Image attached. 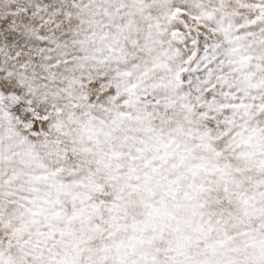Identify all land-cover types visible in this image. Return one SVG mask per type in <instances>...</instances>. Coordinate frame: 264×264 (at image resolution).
I'll return each mask as SVG.
<instances>
[{"label":"rangeland","instance_id":"374dc122","mask_svg":"<svg viewBox=\"0 0 264 264\" xmlns=\"http://www.w3.org/2000/svg\"><path fill=\"white\" fill-rule=\"evenodd\" d=\"M44 1L33 0V9L25 0H0V264H264V0H113L103 20L114 28L112 41L89 66L83 62L87 69L68 71L52 63L55 49L39 33L53 25L50 12L36 16ZM69 1H50L49 9L57 2L71 12ZM103 1L83 0L80 11L95 6L99 15ZM16 11L39 20L24 29L33 34L27 42L10 40L12 26L21 25ZM148 24L151 37L127 36ZM137 58H147L138 73L111 76L110 63L136 67ZM9 66L17 76L7 84ZM60 72L73 76L61 80V99L51 98L57 104L23 92V74L50 82ZM94 119L97 135L82 130Z\"/></svg>","mask_w":264,"mask_h":264},{"label":"bare ground","instance_id":"6f19581e","mask_svg":"<svg viewBox=\"0 0 264 264\" xmlns=\"http://www.w3.org/2000/svg\"><path fill=\"white\" fill-rule=\"evenodd\" d=\"M19 1V0H18ZM44 1V0H43ZM47 2H45L44 1V6L43 7H41V8H39L40 9V13L38 12L37 14H36V16L38 17L39 15H43L44 13H49L50 12V15H52L53 16V18H52V20L50 21V22H52L53 23V25H52V29H51V31L49 30V29H46L47 28V26H44L42 29H41V31L39 32V33H42L43 34V38L44 39H46L45 40V43L46 44H48L52 49H55V60L54 61H52V63H54V64H56V65H58V70L59 71H68V68L67 67H70L69 69H75V67L76 66H78V65H81L82 64V68H84L83 66H84V64L85 63H87V66H89L88 64V60H90L92 57H93V59H95V56H98V55H101L102 53L101 52H103V51H99V50H102V48H104L103 46H102V44L104 43V42H109L110 40H111V38H112V36L110 35V33H113L114 34V28H112V26L111 27H105V24H104V19H106V14L108 15V11H110V10H112V8H115L116 7V3H114V1L113 0H104L102 3H100L101 2V0H100V4H101V6L103 7V8H101V10H99V15H96L94 12H93V8H95V6L94 7H92V6H90L89 8H91L92 7V10H89V9H87L85 12H82V11H80L81 10V8L80 7H82V6H80L79 4H80V2H82L81 0L80 1H78V0H70V1H73V3H72V5H71V12H69L68 10H66V13L65 12H63V11H61V8L59 7V4H57V2H55L56 4H55V8H54V10H52L51 11V9H49V4H50V1H53V0H46ZM70 1L68 2V4H69V7H70ZM91 1V0H90ZM96 1V0H95ZM127 1V0H126ZM126 1H124V2H126ZM134 1V0H133ZM176 1H178V0H176ZM180 1V0H179ZM184 1H186V2H188L187 0H184ZM195 1H197V0H195ZM203 1V0H202ZM222 1V0H221ZM97 2H98V0H97ZM118 2H119V0H118ZM170 2V1H169ZM168 2V3H169ZM171 2H173L172 0H171ZM175 2V1H174ZM185 2V3H186ZM190 2H191V0H190ZM223 2V1H222ZM77 3V4H76ZM92 3H93V0H92ZM121 3V2H120ZM119 3V4H120ZM164 3V2H163ZM167 3V2H166ZM193 3L195 4V2H194V0H193ZM198 3V2H197ZM200 3H201V1H200ZM200 3H199V5H200ZM207 3V2H206ZM22 4V3H21ZM23 4H24V2H23ZM33 4V0H25V6L26 7H29V8H33V9H35V7H34V4H35V2H34V4ZM82 4V3H81ZM93 4H95V3H93ZM119 4H118V6H119ZM155 4V3H154ZM170 4V3H169ZM190 4V3H189ZM51 5V4H50ZM84 5V4H83ZM121 5V4H120ZM124 5V4H123ZM156 5V4H155ZM126 6H127V4H126ZM167 7H168V4L166 5ZM188 6V5H187ZM195 6V5H194ZM196 6H197V4H196ZM18 7V6H17ZM85 7H87L86 5H85ZM97 7V6H96ZM156 7V6H155ZM161 7V6H160ZM191 7V6H190ZM198 7V6H197ZM197 7H193V8H196L197 9ZM200 7V6H199ZM198 7V8H199ZM251 7V6H250ZM249 7V8H250ZM52 8V7H51ZM118 8V7H117ZM158 8V7H157ZM192 8V7H191ZM219 8V7H218ZM218 8H217V10H218ZM99 9V8H98ZM119 9V8H118ZM124 9V8H123ZM130 9V8H129ZM220 9V8H219ZM126 10H128V8L126 9ZM125 10V11H126ZM195 10V9H194ZM200 10V9H199ZM209 10V9H208ZM214 10V9H213ZM222 10V9H221ZM220 10V11H221ZM37 11H38V9H37ZM120 13L119 14H123V13H125L123 10H122V8H120ZM162 11H163V9H162ZM127 12H129V14H130V11L128 10ZM134 12H136V11H134ZM134 12H133V17H136V18H134L135 19V21L137 20V22H139V24L140 23H144L145 22V19L140 15V13L138 12V13H136L135 14V16H134ZM16 13V17L15 18H17L18 20H17V22L19 21L20 22V26H12L13 28H12V31H13V33H9V34H11V39L10 40H12V41H16L17 40V37L18 36H23V37H25V41L27 42V41H29L30 40V36H33V34H30L29 33V29L27 30L28 32H25L24 31V29L25 28H29V27H31V26H33V24H34V22H35V25H37L38 23H39V20L38 19H36V18H34V19H32V20H27L25 17H23V18H19L20 16H21V13L20 12H18V11H16L15 12ZM164 13V12H163ZM207 13V12H206ZM205 13V14H206ZM78 14V15H77ZM165 14V13H164ZM203 14V13H202ZM209 14H210V11H209ZM226 14V13H225ZM231 14V13H230ZM110 15V14H109ZM213 15V14H212ZM83 16V17H82ZM210 16V15H209ZM224 16V15H223ZM22 17V16H21ZM121 17V16H120ZM119 17V18H120ZM127 17V16H126ZM129 17V16H128ZM132 17V18H133ZM214 17H216V16H214ZM213 17V18H214ZM109 18H110V16H109ZM119 18H118V20H119ZM131 18V17H130ZM210 18H211V16H210ZM111 19H112V16H111ZM115 19V18H114ZM123 19H124V17H123ZM220 19H222V15H221V17H220ZM230 19V18H229ZM80 20H83L85 23H83V25H81V23L80 22H82V21H80ZM109 20V19H108ZM126 20V19H125ZM216 19L214 18V20H213V22L215 21ZM224 20V19H223ZM228 20V19H227ZM41 22H44V20H43V18L40 20ZM115 21V20H114ZM113 21V22H114ZM129 21V20H128ZM132 21V20H131ZM147 21V20H146ZM222 21V20H221ZM108 22V21H107ZM110 22V21H109ZM112 22V23H113ZM134 22V21H133ZM155 22H157V21H155ZM165 22V21H164ZM167 22H168V20H167ZM151 23V22H150ZM158 23V22H157ZM111 24V23H110ZM135 24V23H134ZM216 24V23H215ZM228 24H229V22H228ZM230 24H231V21H230ZM248 24V23H247ZM114 25V24H113ZM130 25V24H129ZM141 25V24H140ZM217 25V24H216ZM108 26V25H107ZM120 26H122V24L120 25ZM127 26H128V24H127ZM139 26V25H138ZM218 27V26H217ZM232 27V26H231ZM105 29V28H109V32H108V36L106 37L105 35H104V33H103V35H98V32L100 31V29ZM116 28V27H115ZM122 28H123V26H122ZM126 28V27H125ZM135 28H137L136 30L137 31H134L133 33L132 32H130V33H128V37H132V38H139V36L140 35H143V37L142 38H144V37H146V35L147 36H150L151 37V35L150 34H152L153 33V26L152 25H150V24H148V25H143V26H141V27H135ZM157 28V27H156ZM158 28H160V27H158ZM95 29L97 30V31H95ZM166 29H167V27H166ZM82 31L83 33H85L84 34V36H80V35H77V33H78V31ZM116 30V29H115ZM132 30V29H131ZM230 30V29H229ZM117 31V30H116ZM164 31V30H163ZM162 31V32H163ZM155 32V31H154ZM106 33V32H105ZM101 34H102V32H101ZM115 35V34H114ZM137 35H139V36H137ZM125 36V35H124ZM13 38V39H12ZM159 38H160V36H159ZM15 39V40H14ZM116 39H117V37H116ZM130 38H128V40H129ZM162 39V38H161ZM161 39H160V41H161ZM260 38H258V40H259ZM264 39V38H263ZM132 40V39H131ZM158 40V39H157ZM163 40V39H162ZM94 41H95V43H94ZM112 41V40H111ZM110 41V42H111ZM114 41V40H113ZM123 41V40H122ZM165 41V39L163 40V42ZM117 42V41H116ZM120 42V41H119ZM157 43H159L158 41H157ZM17 44V43H16ZM30 44H31V46H34V44H33V42L31 41L30 42ZM40 44V42L38 43L37 42V45H39ZM106 44V43H105ZM108 44V43H107ZM110 44V43H109ZM140 44H142V43H140ZM163 44V43H162ZM161 44V45H162ZM165 44V43H164ZM41 46H42V44H40ZM144 45V44H143ZM159 45H160V43H159ZM158 45V47L160 48V46ZM115 46V45H114ZM137 46H138V44H137ZM162 46H164V45H162ZM165 46H166V44H165ZM113 47V46H112ZM143 47H145V46H143ZM37 48H38V46H37ZM107 48V47H106ZM114 48V47H113ZM141 48V47H140ZM34 49H36V47H34ZM105 49V48H104ZM118 49V48H117ZM117 49H115V50H117ZM122 49V48H121ZM156 49V48H155ZM175 49V48H174ZM43 52H42V54L41 55H38V57H39V63H38V67H34V71H36V72H38L39 70H40V68L42 67V65H41V63L44 61V57L46 56L45 54V51H44V48L43 49H41ZM150 50V49H149ZM160 50V49H159ZM158 50V51H159ZM163 50V49H162ZM172 50V49H171ZM176 50V49H175ZM108 51V50H107ZM106 51V52H107ZM109 51H111V50H109ZM145 51V50H144ZM154 51V50H153ZM156 51V50H155ZM147 52V51H146ZM145 52V53H146ZM178 52V51H177ZM180 52V51H179ZM101 53V54H100ZM165 53V52H164ZM124 54V53H123ZM108 55H109V53H108ZM111 55H115V56H117L115 53L114 54H111ZM119 55H121V54H119ZM245 55V54H244ZM102 56H104V55H102ZM131 56V55H130ZM135 56H137V55H135ZM140 56V55H139ZM113 57V56H112ZM119 57V56H118ZM125 57V56H124ZM123 57V58H124ZM132 57V56H131ZM144 57V56H143ZM146 57H148V56H146ZM242 57V56H241ZM240 57V58H241ZM101 58V57H100ZM105 57H103V59H104ZM120 58V57H119ZM121 58H122V56H121ZM249 58H250V56H249ZM92 59V60H93ZM137 59H140V61H136V64H138L139 63V65H137L136 67H134V65H129L128 64V68L126 67V64L125 63H116V64H113V63H110V68L114 71V73L111 75L115 80H119V76L117 75L118 74V71H120V70H123V71H125V70H127L128 71V69H129V73H132V74H134V73H138L139 72V70H138V68L139 67H141L142 68V66L144 65L143 63H146L145 61L147 60V58H137ZM150 59V57L148 58V60ZM246 59V58H245ZM64 60L66 61V62H64ZM152 60V59H151ZM248 60V59H247ZM129 61V60H128ZM83 62H85L84 64H83ZM130 62V61H129ZM138 62V63H137ZM149 62V61H148ZM241 62V61H240ZM45 63V62H44ZM63 63H64V65H63ZM236 63V62H235ZM244 63H245V61H244ZM51 64V63H50ZM92 64V63H91ZM141 64H143L142 66H140ZM48 65V63L45 65V66H47ZM97 65H98V63H97ZM146 65H148V64H146ZM243 65V64H242ZM99 66V65H98ZM152 66V65H151ZM150 66V68L152 69V67ZM229 66V65H228ZM238 66V65H237ZM44 67V66H43ZM94 67V66H93ZM138 67V68H137ZM149 67V66H148ZM239 67V66H238ZM8 68V69H7ZM6 68V70H5V72H4V80L2 81V82H5V83H7V84H9V83H11V80H10V78L11 79H14L16 76H17V73L14 71H12V68H11V66H9V67H7ZM236 68V67H235ZM84 69H87V68H84ZM89 69H91V68H89ZM96 69V67L94 68V70ZM239 69H241V67L239 68ZM143 70H145V68L143 69ZM142 70V71H143ZM147 70L148 69H146V72H147ZM150 70V69H149ZM124 73V72H123ZM145 73V72H144ZM163 73V72H162ZM110 74H111V72H110ZM147 74H148V72H147ZM154 74H157V73H153V75ZM37 75H39L38 73H37ZM68 75H70V76H73V74L71 73H68ZM68 75H64V72L63 73H59V75H57L54 79H52L51 77H49V78H51L52 80H50V82L48 81V79L46 78V77H41L40 75V77H41V80L39 79V77L37 76V77H35V76H33V74H30V73H26V74H23L22 75V78H21V80H24L25 82H26V85L27 86H25L26 87V89H24L23 90V92L25 93V92H28L29 94H31L32 96L33 95H37V96H39L41 99H43V100H45V101H47L48 99L52 102V103H55V104H57L58 103V101H60V99H61V94H60V92H62L63 90H64V87H63V84H61V80H64L65 78L64 77H67V78H69V76ZM158 75V74H157ZM160 75V74H159ZM124 76V75H123ZM123 79L125 78V77H122ZM216 78V77H215ZM226 78H227V76H226ZM244 78H246V77H244ZM3 79V78H2ZM248 79V78H247ZM216 80V79H215ZM204 81V80H203ZM219 81V80H218ZM226 81V80H225ZM222 82V81H221ZM229 82V81H228ZM51 83V84H50ZM198 83V82H197ZM214 83V82H213ZM217 83V82H216ZM230 83V82H229ZM198 84H200V83H198ZM219 85V84H218ZM227 85V84H226ZM197 86V85H196ZM197 88H201V86L200 87H197ZM212 88H213V86H212ZM204 89V88H203ZM202 89V93H204V90ZM214 89V88H213ZM191 91V90H190ZM189 94H190V92L189 91H187ZM214 92V91H213ZM217 93H218V91H217ZM195 94V93H194ZM220 94V93H219ZM203 95V94H202ZM214 95V94H213ZM221 95V94H220ZM223 95V94H222ZM188 96H190V95H188ZM54 97H56V98H60L59 100L58 99H56V101H52L51 100V98H54ZM218 97H219V95H218ZM224 97V96H223ZM225 98V97H224ZM193 99V98H192ZM219 99V98H218ZM38 101H40L39 99H37ZM58 100V101H57ZM195 100V99H194ZM208 100V99H207ZM49 101V102H50ZM187 101H188V99H187ZM197 101V100H196ZM220 101V100H219ZM50 102V103H51ZM192 102V101H191ZM194 102V101H193ZM218 102V101H217ZM216 102V103H217ZM186 104V103H185ZM189 104V103H188ZM191 104V103H190ZM219 107V106H218ZM263 107V106H262ZM221 108H223V107H221ZM94 110H95V108H94ZM213 110V109H212ZM217 110H218V108H217ZM219 110H221V109H219ZM139 111V110H138ZM222 111V110H221ZM238 111V110H237ZM220 112V111H219ZM243 112H245V111H243ZM65 113V112H64ZM131 113V112H130ZM143 113V112H142ZM226 114H227V112H225ZM224 113V114H225ZM230 113V112H229ZM246 113V112H245ZM69 114V113H68ZM95 114H97V112L95 113ZM225 114V115H226ZM232 114V113H231ZM140 115V114H139ZM236 115V114H235ZM55 116V115H54ZM66 116L68 117V115H67V113H66ZM86 116H88V115H86ZM92 116H94V115H92ZM97 117H98V114L96 115ZM95 116V117H96ZM133 116V115H132ZM137 116V115H136ZM238 116V115H237ZM240 116V115H239ZM238 116V117H239ZM53 117V116H52ZM60 117H62V116H60ZM182 117V116H181ZM55 118V117H54ZM53 118V119H54ZM64 118V117H63ZM69 118V117H68ZM114 118V117H113ZM172 118V117H171ZM175 118V117H174ZM51 119V118H50ZM97 119V118H96ZM101 119V118H100ZM152 119V118H151ZM237 119V118H236ZM57 120V119H56ZM68 120V119H67ZM95 120V119H94ZM111 120H113V119H111ZM239 120V119H238ZM51 121V120H50ZM58 121L59 120H57V124H58ZM97 120H95L94 122H92V125L91 126H88V127H84V129H82L83 131H92V132H94L96 135L98 134V132H99V128L97 129L96 127H98V126H96L97 124H95V122H96ZM100 121V120H99ZM261 121H262V119H261ZM81 122V121H80ZM150 122V121H149ZM159 122V121H158ZM179 122H180V120H179ZM255 122V121H254ZM65 123V122H64ZM98 123V122H97ZM102 123V122H101ZM104 123V122H103ZM236 123V122H235ZM56 124V125H57ZM84 124H86V122L84 123ZM119 124V123H118ZM137 124H139V123H137ZM154 124V123H153ZM158 124V123H157ZM161 124V123H160ZM183 124V123H182ZM181 124V125H182ZM238 124V123H237ZM59 125H60V123H59ZM106 125V124H105ZM184 125V124H183ZM195 125V124H194ZM193 125V126H194ZM197 125V124H196ZM226 125V124H225ZM99 126H101L100 124H99ZM104 126V125H103ZM118 125L116 124V127H117ZM199 126V125H198ZM242 126V125H241ZM261 126V125H260ZM183 127V126H182ZM242 127H245V126H242ZM59 128V127H58ZM107 128H108V125H107ZM114 127L112 126V129H113ZM119 128V127H118ZM121 128V127H120ZM119 128V129H120ZM125 128V127H124ZM187 128V126H185V129ZM248 128V127H247ZM253 128V127H252ZM262 128H264V127H262ZM55 129V128H54ZM64 129V128H63ZM105 129V128H104ZM111 129V128H110ZM110 129H107V131H110ZM111 129V133H112V131H115V130H112ZM121 129H123V128H121ZM127 129V128H126ZM141 129V128H140ZM183 129V128H182ZM181 129V130H182ZM257 129V128H256ZM59 130H61L60 128H59ZM132 130H135V129H132ZM144 130V129H143ZM168 130V129H167ZM180 130V129H179ZM178 130V131H179ZM238 130V129H237ZM250 130V129H249ZM253 130V129H252ZM252 130H250V131H252ZM260 130V129H259ZM63 131V130H62ZM105 131V130H104ZM103 131V132H104ZM138 131H140V130H138ZM177 130H176V132H178ZM228 131V130H227ZM254 131V130H253ZM257 131V130H256ZM56 132H57V130H56ZM197 132V131H196ZM199 132V131H198ZM241 132V131H240ZM5 133H8V131L7 132H5ZM105 133V132H104ZM116 133H117V131H116ZM140 133H142V135L144 134L143 132H141L140 131ZM173 133V132H172ZM194 133V132H193ZM233 133V132H232ZM107 134V133H106ZM147 134V133H146ZM145 134V135H146ZM258 134V133H257ZM67 135V134H66ZM114 135H117V134H114ZM158 135H160V134H158ZM175 135V134H174ZM178 135H181V133L179 134L178 133ZM185 135V134H184ZM104 136V135H103ZM103 136H102V138H103ZM105 136H107V135H105ZM112 136V135H111ZM182 136V135H181ZM196 136V135H195ZM197 136H199V135H197ZM95 137V136H94ZM110 137V136H109ZM114 137V136H113ZM116 137V136H115ZM120 137H123L124 138V140H126V137H125V135L124 134H122ZM120 137H118V139L120 138ZM157 137V136H156ZM155 137V138H156ZM170 137V136H169ZM200 137V136H199ZM202 137V136H201ZM99 138H101V137H99ZM98 138V139H99ZM107 138H108V136H107ZM117 138V137H116ZM147 138H148V136H147ZM164 138V137H163ZM182 138V137H181ZM183 138H186V136L185 137H183ZM192 138V137H191ZM238 138V137H237ZM247 138V137H246ZM122 138H120V140H121ZM135 140L137 139V138H134ZM138 139H139V137H138ZM149 139H150V137H149ZM161 139H162V137H161ZM168 139H171V138H168ZM188 139V138H187ZM240 139V138H239ZM239 139L237 140V141H239ZM247 139H249V138H247ZM106 140V139H105ZM108 140V139H107ZM111 140V139H110ZM119 140V141H120ZM123 140V139H122ZM155 140H157V138L155 139ZM127 141V140H126ZM162 141H164V140H162ZM169 141V140H168ZM173 141V140H172ZM226 141H227V138H226ZM259 141V140H258ZM257 141V142H258ZM111 142V141H110ZM122 142V141H121ZM131 142V141H130ZM171 142V141H170ZM262 142H263V140H262ZM104 143V142H103ZM116 142H114V144H115ZM122 143H124V142H122ZM160 143V142H159ZM165 143V142H164ZM167 143V142H166ZM179 143V142H178ZM181 143V142H180ZM237 143V142H236ZM236 143H234V144H236ZM239 143V142H238ZM261 142L259 141V144H260ZM112 144V143H111ZM113 144V145H114ZM168 144V143H167ZM183 144V143H182ZM181 144V145H182ZM228 144V143H227ZM103 145V144H102ZM154 145V144H153ZM162 145V144H161ZM192 145H195L194 143L192 144ZM237 145V144H236ZM112 146V145H111ZM126 146V145H125ZM166 146V145H165ZM206 146V145H205ZM204 146V147H205ZM212 146V145H211ZM221 146H223V145H221ZM220 146V147H221ZM225 146V145H224ZM251 146V145H250ZM51 147V146H50ZM113 147V146H112ZM119 147H120V145H119ZM153 147V146H152ZM151 147V148H152ZM195 147V146H194ZM197 147V146H196ZM195 147V148H196ZM207 147V146H206ZM219 147V148H220ZM235 147V146H234ZM262 147H264L263 145H262ZM42 148V147H41ZM103 148V147H102ZM115 147H113V149H114ZM130 148V147H129ZM132 148H133V144H132ZM149 148H150V146H149ZM155 148V147H154ZM160 148V147H159ZM198 148V147H197ZM219 148H217V149H219ZM225 148V147H224ZM223 148V149H224ZM45 149H46V147H45ZM139 149V148H138ZM137 149V150H138ZM155 149H157V148H155ZM161 149V148H160ZM199 149V148H198ZM222 149V148H221ZM252 149V148H251ZM263 149V148H262ZM44 150V149H43ZM116 150V149H115ZM158 150V149H157ZM156 150V151H157ZM174 150V149H173ZM177 150H179V149H177ZM186 150V149H185ZM216 150V149H215ZM214 150V151H215ZM245 150V149H244ZM248 150H250V149H248ZM261 150V149H260ZM120 151H122V150H120ZM180 151V150H179ZM246 151V150H245ZM187 152V151H186ZM244 152V151H243ZM252 152V151H251ZM170 153V152H169ZM176 153V152H175ZM124 154V153H123ZM122 154V155H123ZM154 154V153H153ZM178 154H179V152H178ZM177 154V155H178ZM185 154V153H184ZM214 154H215V152H214ZM121 155V156H122ZM125 155H126V153H125ZM166 155H167V153H166ZM169 155V154H168ZM230 156H231V154H229ZM179 156V155H178ZM183 156V155H182ZM236 157H237V155H235ZM239 156V155H238ZM205 157V156H204ZM213 157V156H212ZM211 157V158H212ZM214 158H217V157H214ZM189 159V158H188ZM207 159H209V158H207ZM226 159V158H225ZM202 162V161H201ZM200 162V163H201ZM205 162H207V161H205ZM225 162V161H224ZM202 164V163H201ZM209 164V163H208ZM217 164V163H216ZM223 164V163H222ZM262 164H263V162H262ZM210 165V164H209ZM214 165V164H213ZM232 165V164H231ZM256 166V165H255ZM94 167V166H93ZM99 168H101V167H99ZM103 168V167H102ZM222 168V167H221ZM259 168V167H258ZM98 169V168H97ZM92 170H95V169H92ZM99 170V169H98ZM262 170V169H261ZM104 171V170H103ZM103 171H102V173H103ZM239 171H241V170H239ZM255 171V170H254ZM253 171V172H254ZM258 171V170H257ZM97 172V171H96ZM160 173V172H159ZM98 174H101V173H98ZM143 173H141V175H142ZM168 174V173H167ZM245 174V173H244ZM254 174H256V173H254ZM258 174H260V172L258 173ZM242 175H243V173H242ZM250 175V174H249ZM136 176V175H135ZM137 176H139V174L137 175ZM251 176V175H250ZM140 177V176H139ZM222 177V176H221ZM238 177V176H237ZM218 178V177H217ZM223 178V177H222ZM229 178V177H228ZM227 178V179H228ZM233 178V177H232ZM234 178H236V177H234ZM252 178H253V175H252ZM251 178V179H252ZM258 178V177H257ZM64 179H66V178H64ZM69 180H67L68 181V183L69 182H73V181H76V179H71V178H68ZM165 179V178H164ZM169 179V178H168ZM174 179V178H173ZM254 179V178H253ZM163 180V179H162ZM213 180H214V177H213ZM212 180V181H213ZM215 180H217V179H215ZM219 181H220V179H219ZM249 181H251L250 180V178H249ZM256 181V180H255ZM60 182V181H59ZM171 182V181H170ZM202 182V181H201ZM218 182V181H217ZM242 182V181H241ZM264 182V181H263ZM67 183V184H68ZM167 183H169L168 181H167ZM210 183V182H209ZM216 183V182H215ZM219 183V182H218ZM218 183H216V185L218 184ZM257 183H259V182H257ZM169 184H171V183H169ZM221 184H223V183H221ZM237 184H239V183H237ZM161 185V184H160ZM167 185V184H166ZM234 185H235V183H234ZM170 186V185H169ZM225 186V185H224ZM229 186H231V185H229ZM248 186V185H247ZM64 188V187H63ZM135 188H136V186H135ZM223 188H225V187H223ZM212 189H214V188H212ZM144 190H146V189H144ZM215 190V189H214ZM213 190V191H214ZM63 191V190H62ZM221 192V191H220ZM227 192V191H226ZM233 192V191H232ZM61 193V192H60ZM230 193H231V190H230ZM226 194V193H225ZM229 194V193H228ZM244 194V193H243ZM139 195V194H138ZM142 196V195H141ZM231 196V195H230ZM248 196H249V194H248ZM238 197H240V196H238ZM242 197H244V196H242ZM176 198H177V196H176ZM233 198V197H232ZM241 198V197H240ZM199 199V198H198ZM246 199V198H245ZM195 200V199H194ZM202 200V199H201ZM204 200V199H203ZM236 200H238V201H240L239 199H236ZM197 201V200H196ZM199 202H200V200H198ZM258 202H259V200H258ZM196 203V202H195ZM238 203H240V202H238ZM243 203V202H242ZM202 204H203V202H202ZM197 205V204H196ZM240 205H241V203H240ZM199 206V205H198ZM200 207V206H199ZM204 207V206H203ZM247 209H248V207H246ZM242 209H243V207H242ZM244 210H245V208H244ZM165 212H167V211H165ZM164 213V212H163ZM168 214V213H167ZM166 214V215H167ZM182 214H184V213H182ZM169 215V214H168ZM167 215V216H168ZM199 215H200V213H199ZM204 216H205V214H203ZM186 216V215H185ZM170 217V216H169ZM200 217V216H199ZM202 217V216H201ZM200 217V218H201ZM207 217V216H206ZM218 218V217H217ZM208 219V221H209V217L207 218ZM219 219V218H218ZM212 220V219H211ZM210 220V221H211ZM214 220V219H213ZM197 221V220H196ZM215 221V220H214ZM174 222V221H173ZM199 222V221H198ZM202 222H204L203 221V219H202ZM211 222H213V221H211ZM217 222V221H216ZM210 224V223H209ZM175 225V224H174ZM177 225V224H176ZM186 225H189V224H186ZM185 225V226H186ZM184 226V225H183ZM184 226V227H185ZM219 226H221V225H219ZM178 227V226H177ZM225 227H226V225H225ZM164 228H166V227H164ZM163 228V229H164ZM179 228V227H178ZM197 228H199V227H197ZM223 228V227H222ZM231 228V227H230ZM158 229H160V228H158ZM167 229V228H166ZM187 229V228H186ZM190 229V228H189ZM203 229V228H202ZM202 229H200V230H202ZM227 229V228H226ZM168 230V229H167ZM183 230V229H182ZM192 230V229H191ZM188 231V230H187ZM163 232V231H162ZM194 232L196 233V231L194 230ZM202 232V231H201ZM221 232H222V230H221ZM237 232V231H236ZM126 233V232H125ZM164 233V232H163ZM171 233V232H170ZM188 233H189V231H188ZM207 233V232H206ZM259 233H260V231H259ZM119 234H122V232L121 233H119ZM118 234V235H119ZM127 234V233H126ZM125 234V235H126ZM193 234V233H192ZM197 234H199L198 232H197ZM219 234H221V233H219ZM264 234V233H263ZM188 235H190V234H188ZM205 235V234H204ZM215 235H217V234H215ZM223 235V234H222ZM253 235V234H252ZM102 236V235H101ZM117 236V235H116ZM138 236V235H137ZM141 236V235H140ZM193 236V235H192ZM195 236V235H194ZM198 236V235H197ZM200 236V235H199ZM211 237H212V235H210ZM100 237V236H99ZM127 237V236H126ZM190 237V236H189ZM200 237H202V235L200 236ZM207 237V236H206ZM225 237V236H224ZM233 237H236L237 239H239V240H237L238 241V247L239 246H241V244H240V238H238V235L236 234V236H233ZM142 238V237H141ZM185 238V237H184ZM196 238V237H195ZM231 238V237H230ZM102 239V238H101ZM138 239V238H137ZM114 240H116V239H114ZM132 240V239H131ZM134 240V239H133ZM142 240V239H141ZM202 241H203V239H201ZM234 240H236V239H234ZM116 241H118V240H116ZM115 241V242H116ZM124 241H125V244H126V239L124 238ZM123 241V242H124ZM205 241V240H204ZM216 241V240H215ZM231 241H233V240H231ZM103 242V241H102ZM132 242V241H131ZM207 242V241H206ZM211 242V241H210ZM253 242V241H252ZM117 243V242H116ZM136 243H137V241H136ZM221 243H223V242H221ZM225 243V242H224ZM228 243H229V241H228ZM107 244V243H106ZM114 244V243H113ZM128 244H130V243H128ZM214 244V243H213ZM216 244V243H215ZM220 244V243H219ZM111 245V244H110ZM127 245V244H126ZM134 245V244H133ZM113 246V245H112ZM135 246V245H134ZM123 247H124V245H123ZM112 248H114V247H112ZM130 248H133V247H130ZM119 250H121V248L119 249ZM130 250V249H129ZM213 250H214V248H213ZM243 251V250H242ZM120 252V251H119ZM152 252V251H151ZM109 253H110V250H109ZM123 253V252H122ZM261 253V252H260ZM95 254V253H94ZM213 254H215L216 255V253H213ZM248 254H250V253H248ZM264 254V253H263ZM108 255V254H107ZM252 255V254H251ZM246 256H247V254H246ZM253 256V255H252ZM216 257H218V256H215V258ZM250 257V256H249ZM255 257V256H254ZM253 257V259H255L256 257H258V256H256L255 258ZM260 258V257H259ZM261 259V258H260ZM263 259V258H262ZM261 259V260H262ZM105 260V259H104ZM250 260V259H249ZM258 260V259H257ZM103 261V260H102ZM259 261V260H258ZM151 262V261H150ZM252 262H254L253 260H252ZM256 262V261H255ZM262 263H263V261H261ZM259 263V262H258ZM153 264H154V262H153Z\"/></svg>","mask_w":264,"mask_h":264}]
</instances>
